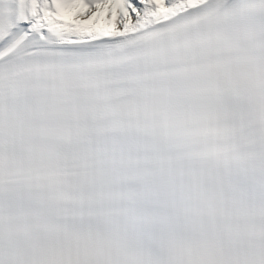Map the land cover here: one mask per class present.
<instances>
[{
  "label": "snow or ice",
  "instance_id": "snow-or-ice-1",
  "mask_svg": "<svg viewBox=\"0 0 264 264\" xmlns=\"http://www.w3.org/2000/svg\"><path fill=\"white\" fill-rule=\"evenodd\" d=\"M0 264H264V0H0Z\"/></svg>",
  "mask_w": 264,
  "mask_h": 264
}]
</instances>
